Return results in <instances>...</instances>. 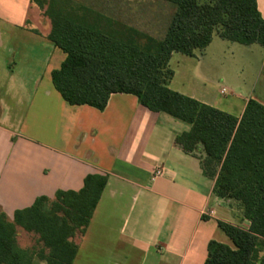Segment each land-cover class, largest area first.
Returning <instances> with one entry per match:
<instances>
[{
  "label": "crops",
  "instance_id": "0c3cea01",
  "mask_svg": "<svg viewBox=\"0 0 264 264\" xmlns=\"http://www.w3.org/2000/svg\"><path fill=\"white\" fill-rule=\"evenodd\" d=\"M41 1L49 0H0V210L13 220L38 198L79 192L88 175H107L91 223L75 239V264H204L210 241L230 246L218 222L245 230L250 222L238 203L215 195L202 147L191 154L177 143L191 125L131 94H113L104 111L67 103L52 81L67 55L48 39ZM70 1L162 38L176 10L163 0ZM256 1L264 19V0ZM169 66L173 91L235 118L250 99L264 105L260 45L215 33L195 57L173 53ZM157 169L164 174L153 180ZM32 264L47 262L36 256Z\"/></svg>",
  "mask_w": 264,
  "mask_h": 264
},
{
  "label": "trees",
  "instance_id": "16d2710c",
  "mask_svg": "<svg viewBox=\"0 0 264 264\" xmlns=\"http://www.w3.org/2000/svg\"><path fill=\"white\" fill-rule=\"evenodd\" d=\"M163 1L176 10L162 39L70 0L41 1L52 22L48 39L67 55L52 72L54 87L71 106L99 111L113 94H131L150 111L191 125L177 143L191 154L202 147L204 173L216 176L215 195L238 203L250 222L248 230L218 222L234 247L210 241L204 264H264V105L250 99L243 117L235 118L173 91L169 66L173 53L195 57L215 33L264 47V19L256 0ZM107 182V175H88L81 191L38 198L13 220L0 210V264H32L36 256L47 264H75V239L86 233ZM18 228L38 235L37 244L20 248Z\"/></svg>",
  "mask_w": 264,
  "mask_h": 264
},
{
  "label": "rangeland",
  "instance_id": "374dc122",
  "mask_svg": "<svg viewBox=\"0 0 264 264\" xmlns=\"http://www.w3.org/2000/svg\"><path fill=\"white\" fill-rule=\"evenodd\" d=\"M130 23L132 24H137L138 21H136V19L134 17L131 18V20H129ZM153 37L157 38V39H162V35H152ZM48 209H51V206H49ZM39 240V236L36 234H30L25 232L23 229L18 228V236H17V243L19 245L20 248L22 249H30L33 246H35L37 244V241ZM230 242V247H234L232 241L229 239ZM37 247V246H36ZM40 248H42V244L40 243V245L38 246V250H40Z\"/></svg>",
  "mask_w": 264,
  "mask_h": 264
},
{
  "label": "built area",
  "instance_id": "2783aa9c",
  "mask_svg": "<svg viewBox=\"0 0 264 264\" xmlns=\"http://www.w3.org/2000/svg\"><path fill=\"white\" fill-rule=\"evenodd\" d=\"M226 92H227L226 89H223V90H222V93H223V94L226 93ZM163 174H164V172H163L162 169H157V170H155V171L153 172L152 178H153V180H154V179H156V178L161 177ZM212 213H213V212H210L209 214H212Z\"/></svg>",
  "mask_w": 264,
  "mask_h": 264
}]
</instances>
